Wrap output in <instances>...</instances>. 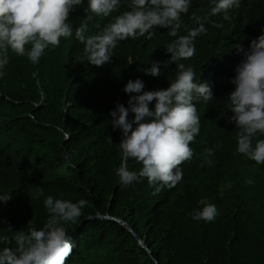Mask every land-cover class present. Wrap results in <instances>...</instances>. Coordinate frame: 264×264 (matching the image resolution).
I'll use <instances>...</instances> for the list:
<instances>
[{
  "label": "trees",
  "instance_id": "16d2710c",
  "mask_svg": "<svg viewBox=\"0 0 264 264\" xmlns=\"http://www.w3.org/2000/svg\"><path fill=\"white\" fill-rule=\"evenodd\" d=\"M85 7L86 0L69 12L73 30ZM211 7L210 0H191L177 36L196 26L193 13L204 17ZM127 8L122 3L110 17L93 16L89 32ZM229 17L208 16L194 55L181 61L191 65L197 82L211 86L213 98L195 102L200 131L190 142L192 158L180 165L182 180L158 192L146 178L119 182L121 132L109 113L117 102L127 106L130 94L122 89L130 78H141L144 90L168 86L177 68L163 63L171 55L165 46L176 37L156 26L150 39L121 41L102 66L87 61L74 33L45 49L38 64L10 50L0 76V193L11 198L0 203V236L41 227L49 215L47 195L83 197L88 203L81 216L65 225L73 245L65 264H264V163L236 152L237 130L226 104L234 88L229 78L242 59L235 45L247 47L264 28V0H240ZM151 60L162 62L158 76L141 70ZM205 148L213 149L210 156ZM127 166L141 167L131 158ZM209 202L218 208L216 218L193 220L192 211ZM98 214L122 219L133 232L113 219L86 220ZM9 243L15 246L14 240H0V247Z\"/></svg>",
  "mask_w": 264,
  "mask_h": 264
},
{
  "label": "clouds",
  "instance_id": "9594fccd",
  "mask_svg": "<svg viewBox=\"0 0 264 264\" xmlns=\"http://www.w3.org/2000/svg\"><path fill=\"white\" fill-rule=\"evenodd\" d=\"M84 2L0 0V76L4 75L10 50L38 64L45 49L58 46L62 37L68 38L74 33L75 38L84 45L87 61L102 66L110 62L113 49L121 41L137 37L150 39L156 26L166 28L168 34L176 39L165 46L171 55L163 63H175V78L166 88L154 90H144L145 84L141 78H130L122 89L130 94L127 106L117 102L109 114L112 127L121 132L118 149L122 162L115 169L121 185H131L146 178L155 192L174 187L183 178L180 165L193 156L190 142L200 131V116L195 102H208L213 98L211 86L207 82H197L191 65L186 66L181 61L194 55L195 38L208 31L205 26L208 16L222 13L227 20L230 18L229 10L238 8L240 0H210L212 7L208 15L201 17L193 13L196 26L180 36H177V32L183 23L181 16L188 12L191 0H86L84 18L73 30L71 21L67 19L69 12ZM122 3L127 4V10L112 16L96 33L89 32L88 21L93 16L110 17ZM235 48L242 59L235 66V74L229 78L234 88L226 99L232 113L229 120L237 130L235 150L256 164H262L264 28L250 40L247 47L238 43ZM161 63L151 60L150 66L141 70L145 74L158 76ZM129 113L133 114L131 118ZM204 151L210 156L213 149L205 148ZM63 155L67 158L68 153ZM129 158L141 167L130 170L127 166ZM10 198V192L0 193V203H6ZM87 203L83 197L73 201L45 196L43 204L49 213L47 221L39 228H29L27 232L15 231L11 232V237L0 236V240L15 241V246L9 243L0 247V264H65L73 249L65 225L75 222ZM217 215L216 204L210 202L191 213L193 220L205 222L214 220Z\"/></svg>",
  "mask_w": 264,
  "mask_h": 264
},
{
  "label": "water",
  "instance_id": "95a60500",
  "mask_svg": "<svg viewBox=\"0 0 264 264\" xmlns=\"http://www.w3.org/2000/svg\"><path fill=\"white\" fill-rule=\"evenodd\" d=\"M93 218H108V219L116 220V221L120 222L121 224H123V225H124L129 231L133 232L131 226H130L128 223H126V222L123 221L122 219H119V218H116V217L110 216V215H108V214H104V215H102V214H98V215H95V216H89V217H87L86 220L93 219ZM78 230H79V228L75 229V231H74L72 234H74V233L77 232ZM135 237L137 238L136 235H135ZM139 243H140V245H141L142 247H144V248L147 249V246L144 245V244L142 243V241L139 240ZM149 254H150V256H152L151 251H149ZM154 261H155V263H157V260H156L155 258H154Z\"/></svg>",
  "mask_w": 264,
  "mask_h": 264
}]
</instances>
